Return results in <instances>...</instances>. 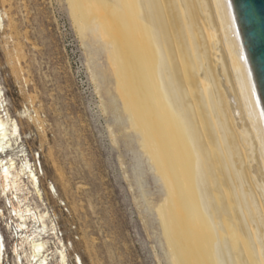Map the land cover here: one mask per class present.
Returning a JSON list of instances; mask_svg holds the SVG:
<instances>
[{
	"label": "bare ground",
	"instance_id": "bare-ground-1",
	"mask_svg": "<svg viewBox=\"0 0 264 264\" xmlns=\"http://www.w3.org/2000/svg\"><path fill=\"white\" fill-rule=\"evenodd\" d=\"M69 4L104 48L164 186L157 211L173 264H264V99L235 0ZM19 129L0 88V195L16 222L15 264H68L48 212L29 204L27 182L42 196L30 160L16 164ZM50 238L61 247L51 250ZM73 264H82L77 255Z\"/></svg>",
	"mask_w": 264,
	"mask_h": 264
},
{
	"label": "rangeland",
	"instance_id": "rangeland-1",
	"mask_svg": "<svg viewBox=\"0 0 264 264\" xmlns=\"http://www.w3.org/2000/svg\"><path fill=\"white\" fill-rule=\"evenodd\" d=\"M71 11L69 0H0L3 105L20 128L16 164L30 160L42 196L27 182L29 204L48 212L68 264L75 255L82 264H173L157 211L162 181L122 109L104 48ZM1 209L3 264H15L16 222L2 195ZM50 239L51 250L61 247Z\"/></svg>",
	"mask_w": 264,
	"mask_h": 264
},
{
	"label": "water",
	"instance_id": "water-1",
	"mask_svg": "<svg viewBox=\"0 0 264 264\" xmlns=\"http://www.w3.org/2000/svg\"><path fill=\"white\" fill-rule=\"evenodd\" d=\"M264 99V0H235Z\"/></svg>",
	"mask_w": 264,
	"mask_h": 264
}]
</instances>
